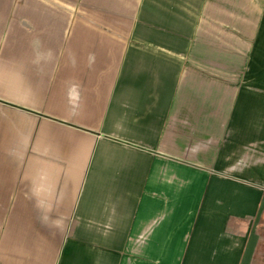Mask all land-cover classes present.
Wrapping results in <instances>:
<instances>
[{"label":"crops","instance_id":"obj_1","mask_svg":"<svg viewBox=\"0 0 264 264\" xmlns=\"http://www.w3.org/2000/svg\"><path fill=\"white\" fill-rule=\"evenodd\" d=\"M0 264H264V0H0Z\"/></svg>","mask_w":264,"mask_h":264}]
</instances>
